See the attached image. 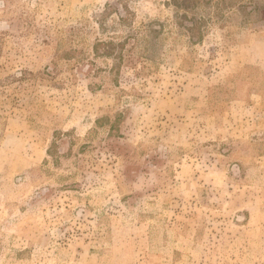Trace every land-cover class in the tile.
<instances>
[{"label": "rangeland", "instance_id": "obj_1", "mask_svg": "<svg viewBox=\"0 0 264 264\" xmlns=\"http://www.w3.org/2000/svg\"><path fill=\"white\" fill-rule=\"evenodd\" d=\"M0 264H264V0H0Z\"/></svg>", "mask_w": 264, "mask_h": 264}]
</instances>
